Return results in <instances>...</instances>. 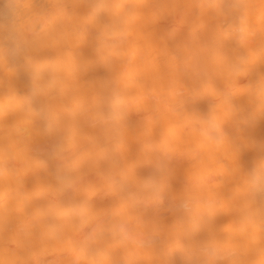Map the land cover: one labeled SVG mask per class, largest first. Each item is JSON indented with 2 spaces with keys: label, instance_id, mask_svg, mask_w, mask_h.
Returning <instances> with one entry per match:
<instances>
[{
  "label": "clouds",
  "instance_id": "9594fccd",
  "mask_svg": "<svg viewBox=\"0 0 264 264\" xmlns=\"http://www.w3.org/2000/svg\"><path fill=\"white\" fill-rule=\"evenodd\" d=\"M49 7L34 10V0H0V264H64L59 259L46 261L55 245H68L75 253L70 264H132L128 255L111 256L100 246V238L127 249L131 244L144 247L138 224L121 218L108 225L98 223L89 199L59 198L41 204L21 206L6 203L7 182L15 175L17 145L31 139L34 125L42 123L44 135L54 139L48 161H40L46 175H54L60 197L79 191L85 172L77 160L68 162V154L87 135V129L102 128L123 141L128 127L132 97L120 81L109 87L107 77H97L93 87L107 89L102 103L87 104L80 98L79 76L87 72L91 61L73 55L75 44L94 41L95 50L109 75L118 68L131 69L135 56L130 48L133 30L140 19L135 0H48ZM201 15L212 20L215 40L206 51L213 61L224 64L233 79L249 77L253 59L264 62V0H195ZM231 50V55H229ZM28 92L18 91V77ZM207 76V70L196 76ZM246 87L256 96L264 95V71ZM71 104V107H69ZM237 123L252 127L254 117H245L243 109L229 105ZM180 113L193 140L188 152L200 146L219 150L228 142V132L217 117L216 106L207 111ZM11 117V119H10ZM250 155L246 166L229 169L228 175L245 181L247 196L238 188L188 190L177 198L169 183L174 175L170 150L149 146L150 171L133 181L121 171L122 179L112 178V169L121 162L105 154L109 168L102 175L110 189L122 198L136 201L144 211L161 209L172 215L183 214L186 243L177 242L167 253L166 264H264V139L249 137L245 146ZM49 161L53 168L50 170ZM27 166V162H24ZM203 179H207L204 177ZM166 200L169 201L165 207ZM229 201L238 202L239 215L230 222L224 211ZM19 213V214H18ZM34 222L32 230L30 225ZM20 229L25 255L5 256L4 233ZM159 231V229H157ZM83 239L74 241V234Z\"/></svg>",
  "mask_w": 264,
  "mask_h": 264
},
{
  "label": "bare ground",
  "instance_id": "6f19581e",
  "mask_svg": "<svg viewBox=\"0 0 264 264\" xmlns=\"http://www.w3.org/2000/svg\"><path fill=\"white\" fill-rule=\"evenodd\" d=\"M135 2L140 6L141 16L133 30L130 52L135 62L131 69L118 68L109 75L94 41L87 45L75 44L72 50L77 58L83 55L91 61L87 72L76 81L85 103L99 106L103 101L107 89L92 86L97 77H107L109 87L117 81L121 87L127 86L132 101L122 144L102 128L87 129V135L68 154V162L77 160L87 175L77 193L60 197L55 176L46 175L39 163L48 161L55 141L43 134V125L37 122L31 139L17 145L18 161L14 165L17 171L7 182L6 203L19 202L27 207L29 202L41 204L59 198L89 199L98 223L108 225L125 218L140 226L141 239L145 242L142 248L130 244L124 249L112 245L106 237L100 238V246L107 248L111 256L128 255L132 264H166L169 249L177 242L186 243L184 226L188 218L183 214L174 216L163 208L145 212L136 201L113 192L108 181L98 174L109 168L104 156L108 154L112 160L121 162L120 167L112 169L114 180L120 181L123 171L131 182L150 171L149 146L156 150L164 147L173 155L175 172L169 183L177 198L188 190L199 188L211 192L228 186L239 189L242 202L247 196V185L242 179L230 177L228 172L232 167L246 166L250 152L245 146L249 144V137L264 139V95L258 97L246 87L249 80L256 79L257 70L264 71V62L254 58L249 77L233 80L223 62L213 61L206 51L215 40L213 22L208 15L200 14L195 0ZM49 6L48 0H34V10ZM203 69L207 70V76L197 77L196 71ZM18 91L22 95L28 92L22 72L18 77ZM180 104L189 112L207 111L209 105H215L217 117L229 134L228 142L219 150L200 146L189 153L193 138L182 128ZM230 104L240 106L245 117H254L255 125L237 123ZM49 168H53L50 161ZM168 203L166 200L165 207ZM224 211L231 230L235 228L231 222L239 215L238 202H227ZM33 226L34 222L26 230H32ZM4 236L5 256L25 255V248L11 242L26 244L23 230L5 232ZM83 236V233L74 234L72 239L80 241ZM45 259L70 264L75 253L68 245H55L52 255Z\"/></svg>",
  "mask_w": 264,
  "mask_h": 264
}]
</instances>
